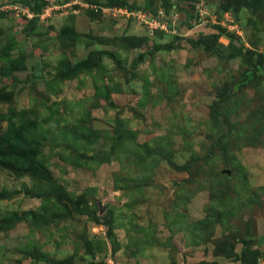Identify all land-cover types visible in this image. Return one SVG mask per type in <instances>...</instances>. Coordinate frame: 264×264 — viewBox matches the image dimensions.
<instances>
[{
    "label": "rangeland",
    "instance_id": "374dc122",
    "mask_svg": "<svg viewBox=\"0 0 264 264\" xmlns=\"http://www.w3.org/2000/svg\"><path fill=\"white\" fill-rule=\"evenodd\" d=\"M43 1L0 0V264H264V0Z\"/></svg>",
    "mask_w": 264,
    "mask_h": 264
},
{
    "label": "trees",
    "instance_id": "16d2710c",
    "mask_svg": "<svg viewBox=\"0 0 264 264\" xmlns=\"http://www.w3.org/2000/svg\"><path fill=\"white\" fill-rule=\"evenodd\" d=\"M18 2H20V0H16ZM35 2H40L37 3L35 8L32 10L33 15H37L42 11V7L45 5L43 0H34ZM150 2L148 1L147 4H145V6H143L142 10L148 14H150L147 10H149V6H150ZM108 5L111 6H125L123 5L120 1L118 0H114L112 2H108L106 3ZM127 7V6H126ZM129 8V7H128ZM224 9V7H223ZM130 10V9H129ZM137 10V11H139ZM154 13V12H153ZM151 15V14H150ZM37 21V19L34 18V23ZM25 31L23 32L24 35L27 37V35H29L30 33L27 32L28 29V24L24 27ZM34 32V30H33ZM34 34V33H33ZM76 37V34H74V36L72 37V39ZM63 46V45H62ZM96 68H101V62L99 60H93L90 61L87 65H73L70 67V69L62 71L60 73H58L57 75H53V78L51 80L48 81V84L54 88L56 86V81H62V80H69V79H75L77 78L81 73L83 72H89L90 70H94ZM0 72L2 74H6V71L4 70H0ZM50 87V89H51ZM3 97H0V99H3V101H8L7 97H4L5 94L2 95ZM9 99L11 100V96L9 95ZM10 115H12L13 117H15L16 121L14 122H8L9 125L7 126V131L6 134L3 135L1 142L4 143L7 146L16 144L20 141L21 136L24 137V135L26 134V128L29 127V119H25L24 115L26 114V112L24 111H20L19 113H16L14 110L9 111L8 112ZM18 119V120H17ZM264 124V117L261 118V124H259L260 127H262V125ZM65 130H67V128H65ZM68 131V130H67ZM72 134L75 135L76 138H81L82 140H85V135L88 134L89 130L86 128V126H84V124H82L81 120L75 122V126L72 127L71 129ZM90 141V140H89ZM110 144L112 142H109ZM88 144H90V142H88ZM20 147L23 148V146L20 144ZM24 149V148H23ZM156 154H161L159 151H154ZM20 156H17V151H14L9 157L6 158V161L8 162V164L10 165L13 162H17V170H20V166H26L27 171H32V175H34L35 177L44 179V173H45V169L43 167V164L37 162V161H33L32 163L27 162V160L25 159H19ZM98 158V156H92L87 157L84 153H81L78 157V161L80 162H84V164H95V159ZM1 167V165H0ZM22 175V174H20ZM33 256V255H32ZM243 264H257L256 261L254 260V258H249L246 259L244 261ZM259 264V262H258Z\"/></svg>",
    "mask_w": 264,
    "mask_h": 264
},
{
    "label": "built area",
    "instance_id": "2783aa9c",
    "mask_svg": "<svg viewBox=\"0 0 264 264\" xmlns=\"http://www.w3.org/2000/svg\"><path fill=\"white\" fill-rule=\"evenodd\" d=\"M118 11H121V12L126 13V14H131V15L137 14V17L139 18V22L141 24H143V26L147 29V31L150 35H153L152 33L154 32V30L155 31L156 30L167 31V26H166V21H165L167 19H165V17L163 19H159V18H156V17L149 15L148 13H146L142 10H139L136 12H131V11H128L126 9H124V10L119 9ZM159 13H160V15L162 14L161 12H159ZM107 264H112V263H110L108 260Z\"/></svg>",
    "mask_w": 264,
    "mask_h": 264
},
{
    "label": "clouds",
    "instance_id": "9594fccd",
    "mask_svg": "<svg viewBox=\"0 0 264 264\" xmlns=\"http://www.w3.org/2000/svg\"><path fill=\"white\" fill-rule=\"evenodd\" d=\"M109 259H107V261H108ZM262 263V262H261Z\"/></svg>",
    "mask_w": 264,
    "mask_h": 264
}]
</instances>
